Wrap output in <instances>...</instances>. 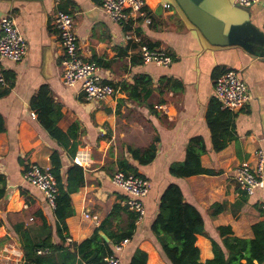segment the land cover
Returning a JSON list of instances; mask_svg holds the SVG:
<instances>
[{
    "label": "crops",
    "instance_id": "crops-1",
    "mask_svg": "<svg viewBox=\"0 0 264 264\" xmlns=\"http://www.w3.org/2000/svg\"><path fill=\"white\" fill-rule=\"evenodd\" d=\"M146 1L150 22L134 20L124 30L109 18L99 0H60L56 6L54 0H0V18L7 12L13 14L27 46L20 61H1L7 86L0 89L5 127L0 132V174L6 177L8 192L6 201H0V264H24L15 226L21 225L20 232L28 236H37L38 225L28 217L35 211L40 210L52 226V242L59 241L53 208L22 177L28 163L50 169L54 150L60 153L62 174L75 163L77 154L86 158L80 165L85 183L71 194L73 214L65 219L68 242L90 237L114 205L125 206L124 192L111 182L119 160H126L148 179L145 213L119 253L122 264H129L136 248L147 254L146 264H171L150 230L160 197L171 183L181 188L184 199L203 218L207 236L198 234L195 240L201 262L213 257L209 238L221 240L217 227L230 226L233 235L251 238V226L264 220V185L248 195L234 178L241 162L254 164V152L260 149L264 153V0L249 7L234 0H178L204 35L212 38L216 31L222 35L218 44L231 46L218 51L203 49L171 6L160 0ZM56 7L73 14L79 52L84 60L98 64L104 82L116 85L113 96L87 100L78 85L63 84V52L53 26ZM140 43L165 49L173 57L171 64L143 63L138 55ZM227 70L235 71L246 83L249 100L242 110L232 111L234 128L230 131L236 139L215 151L206 111L215 97V78ZM141 74L151 80L150 94L134 99L122 85L142 90L135 81ZM42 85L48 86L61 105L57 126L66 131L72 124L78 125L79 145L73 158L49 137L30 109V99ZM195 136L205 145L200 163L212 173L172 176L169 166L184 159L185 148ZM152 143L155 157L146 165L131 159L126 149H143ZM262 175L264 180V169ZM215 203L223 204V209L210 216ZM8 214H18V219ZM127 222L124 211L111 219L118 229Z\"/></svg>",
    "mask_w": 264,
    "mask_h": 264
},
{
    "label": "trees",
    "instance_id": "trees-1",
    "mask_svg": "<svg viewBox=\"0 0 264 264\" xmlns=\"http://www.w3.org/2000/svg\"><path fill=\"white\" fill-rule=\"evenodd\" d=\"M130 23L124 25V30L130 29ZM144 44V43H140ZM139 44V45H140ZM138 45V46H139ZM150 48H153L149 45ZM99 63L100 61L97 60ZM143 87L124 86L130 97L138 99L150 94L151 80L146 75H139L135 79ZM116 86L113 84V87ZM30 109L35 113L40 126L49 137L61 146L70 158L76 154L79 145L78 125L72 124L66 131L61 130L57 123L62 117L61 105L55 101L47 85H42L32 96ZM234 114L231 110L221 107L216 97H213L207 107L206 122L211 132L213 150L220 151L229 141L236 139L230 131L234 128ZM4 120L0 114V132L4 131ZM131 159L139 165L150 163L155 157L156 146L152 143L147 148L126 147ZM205 152V145L201 137L191 138L185 148L184 159L169 166V173L177 178H184L198 174H211L200 163V156ZM50 171L55 177L57 194L53 214L55 217V232L58 243L52 242V226L40 210L28 217L36 221L39 233L28 236L25 231L20 232L21 225L15 226L24 256V264H103L104 258L112 254V247L123 239H130L135 231L137 215L127 209L114 205L107 218L85 240L68 242L66 240L65 219L73 214L71 194L77 192L85 183L84 169L77 164L68 167L65 174L61 171L60 153L54 150L50 155ZM119 170L137 173L135 166L121 159L118 161ZM6 177L0 174V201L7 196ZM245 197V193L241 192ZM20 194L24 193L20 190ZM223 204L215 203L209 209V215L220 213ZM118 211L127 214L128 222L123 229L111 225V219ZM9 217L18 214H8ZM1 225V221H0ZM150 230L158 242L163 255L171 264H264V220L251 226L252 237L241 238L233 235L230 226L216 228L220 241L210 237L213 257L204 262L199 260V248L195 245L196 235L207 236L204 230L203 218L199 210L184 199L181 188L171 183L167 185L160 197L157 214L150 226ZM103 231L109 238L105 242L99 235ZM41 251V253H38ZM147 254L136 248L129 264H146Z\"/></svg>",
    "mask_w": 264,
    "mask_h": 264
},
{
    "label": "built area",
    "instance_id": "built-area-1",
    "mask_svg": "<svg viewBox=\"0 0 264 264\" xmlns=\"http://www.w3.org/2000/svg\"><path fill=\"white\" fill-rule=\"evenodd\" d=\"M55 6L60 0H54ZM242 7H249L260 0H234ZM100 7L109 18L122 28L134 20L143 19L150 22L146 0H99ZM53 26L57 31L59 44L62 48L63 84L68 87L79 86V91L87 100H103L115 94V88L104 82L100 76V68L95 61L84 60L79 52L78 39L74 29L73 14L56 7L53 14ZM25 40L17 28L12 13L7 12L0 18V89L7 86V80L1 61H20L26 54ZM138 55L143 63H155L169 66L173 57L163 48H150L140 44ZM215 97L222 108L238 111L245 108L249 100L246 83L233 70H227L215 78L213 84ZM74 161L82 165L86 158L77 154ZM264 153L254 152V164L246 160L235 170V181L240 190L248 195L254 194L257 188L264 185L263 180ZM23 181L39 190L50 208L55 206L57 194L56 180L49 168H43L37 163H28L23 171ZM111 182L125 194L124 205L133 211L140 220L145 213L143 199L149 191V181L140 174L127 173L121 170L111 176ZM85 216H88L85 214ZM67 241H70L67 238ZM123 239L112 247V254L104 258L103 264H122L120 251L128 243ZM41 253V251H38ZM13 255L14 252H13Z\"/></svg>",
    "mask_w": 264,
    "mask_h": 264
},
{
    "label": "water",
    "instance_id": "water-1",
    "mask_svg": "<svg viewBox=\"0 0 264 264\" xmlns=\"http://www.w3.org/2000/svg\"><path fill=\"white\" fill-rule=\"evenodd\" d=\"M162 3H166L169 6H171L177 15L180 17L184 25L195 35V37L198 39L200 46L205 50H212V51H218V50H224L231 46L218 44L220 41V38H222V35L217 34L216 31L212 33V38L207 37L203 34V32L198 28L188 17V15L185 13L181 5L179 4L178 0H160ZM100 237L105 241L109 242V238L103 233L99 232Z\"/></svg>",
    "mask_w": 264,
    "mask_h": 264
},
{
    "label": "rangeland",
    "instance_id": "rangeland-1",
    "mask_svg": "<svg viewBox=\"0 0 264 264\" xmlns=\"http://www.w3.org/2000/svg\"><path fill=\"white\" fill-rule=\"evenodd\" d=\"M180 1H183V0H180ZM184 5V4H183ZM186 9V11L188 12V8H185Z\"/></svg>",
    "mask_w": 264,
    "mask_h": 264
}]
</instances>
